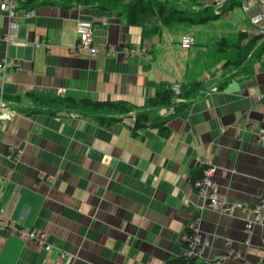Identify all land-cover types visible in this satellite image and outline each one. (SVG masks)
Masks as SVG:
<instances>
[{
	"label": "crops",
	"instance_id": "crops-1",
	"mask_svg": "<svg viewBox=\"0 0 264 264\" xmlns=\"http://www.w3.org/2000/svg\"><path fill=\"white\" fill-rule=\"evenodd\" d=\"M163 1L194 11L222 12L227 6ZM35 3L31 19L18 13L17 34L25 46L1 40L7 18L0 14V62L10 67L0 72L1 96L22 107L30 105L27 93L51 92L140 108L158 82L195 79L200 96L168 122L167 137L156 129L132 136V117L109 127L65 111H16L0 120V215L44 232L52 245L45 251L0 229V264H166L184 254V229L193 223L208 241L196 264H264V226L247 233L243 220L244 207H254L264 191V141L256 139L264 129V50L258 47L249 60L252 70L230 79L232 70L220 66L223 57L214 55L209 70L203 66L206 55L213 59L219 38L240 31L256 35L250 17L257 8L245 12L240 5L200 27L182 26L189 32L206 26L209 34L188 54L171 36L142 41L140 28L128 25L116 8L71 0ZM79 19L93 24L95 56L71 53ZM158 115L164 111L151 118ZM202 165L215 168L217 195L239 205L232 215L206 207L189 183L190 171Z\"/></svg>",
	"mask_w": 264,
	"mask_h": 264
},
{
	"label": "trees",
	"instance_id": "trees-1",
	"mask_svg": "<svg viewBox=\"0 0 264 264\" xmlns=\"http://www.w3.org/2000/svg\"><path fill=\"white\" fill-rule=\"evenodd\" d=\"M69 1V0H68ZM76 4L82 7L98 3L103 9H117L119 17L123 18L130 26L139 27L141 30V39L147 40L150 37L158 36L164 28L174 26L194 27L204 25L217 20L222 12L239 7L241 3L238 0H227L223 6H226L222 12H214L210 7H205L201 11L185 10L176 3L163 0H75ZM37 5L35 0H26L22 7L32 10ZM152 18L158 20L159 24L150 26L148 21ZM194 45V44H193ZM215 47V51H214ZM213 47L212 53L203 60L205 70L216 64L214 55H218L222 60L221 68L231 69L226 79L241 75V70H252L249 60L255 57L256 53L264 50V38L261 35L249 37L246 32H238L233 41L225 37L219 38ZM260 48L258 51L257 48ZM191 49V48H190ZM196 48L192 49L191 53ZM220 61L218 60V63ZM201 82L195 80L187 84L180 83L179 94L175 95L167 83L160 81L156 84L154 94L147 100L144 107H136L126 101H101L90 98H74L71 96H61L51 92L27 93L30 105L23 106L14 98L1 96L2 108L10 112H20L26 116L34 114H48L55 116L61 111L72 113L79 116H91L100 125L109 127L114 123L121 122L126 117H132L133 121L130 128L132 136H137L140 131L145 129H156L162 137L169 135L168 122L183 111L197 98L200 92ZM176 99H179L176 101ZM172 108V113L158 115L151 118L152 113H158L160 110ZM207 165L194 168L188 176L189 183L197 191L195 183L202 179L203 171ZM184 249L188 248V240L193 236L191 228L186 225ZM197 257L182 256L170 258L166 264H196Z\"/></svg>",
	"mask_w": 264,
	"mask_h": 264
},
{
	"label": "built area",
	"instance_id": "built-area-1",
	"mask_svg": "<svg viewBox=\"0 0 264 264\" xmlns=\"http://www.w3.org/2000/svg\"><path fill=\"white\" fill-rule=\"evenodd\" d=\"M26 0H0V14L4 15L7 18V31L4 37L1 39L6 44H15L25 46L28 44L27 41L20 40L17 34V24H18V13L21 11L23 14V19L29 20L32 17V10L24 9L22 4ZM75 5V0H71ZM227 0H216L217 5L221 7L224 2ZM245 3L241 5L243 11L249 10L250 7L254 6L257 8L255 15L250 17V22L256 27V34L261 35L264 38V0H244ZM75 35L76 40L74 45L71 48L72 54H84L86 53L89 56H95L98 53V48L94 39L93 24L91 21L79 19L76 21L75 25ZM194 44V40L189 35H183L180 38V48L182 50H189ZM39 43H34V48H38ZM114 52L112 49H109L108 53ZM13 66L18 69L19 64L14 63ZM5 60L0 62V72L2 75L6 73L9 69ZM170 89L175 95L179 94L180 84L178 82H173L170 85ZM215 91V89H213ZM261 98V96H259ZM179 99H176L178 101ZM2 99L0 93V120L9 119L14 112L3 109ZM164 114L172 113L173 109L163 110ZM257 141H264V129H261L257 135ZM11 153H9V156ZM215 173V168L207 165L206 169L203 171V177L201 180L195 183L197 189V194L204 201L206 207L213 209L217 212L226 213L232 215L239 205L235 202H229L225 199H221L216 191L215 185L213 182V176ZM244 207V206H243ZM242 207V208H243ZM244 216V229L247 233L252 231L254 225L264 226V191L260 195L257 204L252 208L243 209ZM194 221H198L196 218ZM190 225V228L193 232V236L188 240V248L184 250V254L188 256L202 257L205 247L208 245V241L202 239L198 234L196 226ZM0 229H5L9 233L18 236L25 243L31 242L35 244L38 248L45 251H49L52 248V245L47 242V236L44 232L37 230H26L18 227L13 221H8L0 215ZM249 243V237L247 236L245 244ZM61 258H65V255H61ZM66 263L69 262V257H67ZM45 264V263H42Z\"/></svg>",
	"mask_w": 264,
	"mask_h": 264
},
{
	"label": "rangeland",
	"instance_id": "rangeland-1",
	"mask_svg": "<svg viewBox=\"0 0 264 264\" xmlns=\"http://www.w3.org/2000/svg\"><path fill=\"white\" fill-rule=\"evenodd\" d=\"M148 24H152L151 26H155V25H158L159 22L157 19L152 18L148 21ZM198 27H200V26H198ZM206 29H207V27L203 26L202 28H198L197 30H194V31L192 30L191 32H189V31H182V26H174L171 28H164L163 31L161 32V34L158 36L161 37V35H162L163 38L171 36L173 38L172 40H175L176 47L179 48L181 51H184V52L189 54V52L192 51V49L198 47V45L202 46L203 42L200 43V41H204V40H206L207 37H209V34H207ZM236 33L237 32L232 33L230 35H226L225 37L231 42L235 39ZM183 35H189L194 40V45L189 50H182L180 48L179 42H180V38ZM204 37H205V39H203ZM216 38H218V37H216ZM204 44H205L204 48L210 47V42H206ZM132 118H133V116H132Z\"/></svg>",
	"mask_w": 264,
	"mask_h": 264
}]
</instances>
